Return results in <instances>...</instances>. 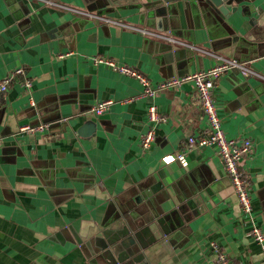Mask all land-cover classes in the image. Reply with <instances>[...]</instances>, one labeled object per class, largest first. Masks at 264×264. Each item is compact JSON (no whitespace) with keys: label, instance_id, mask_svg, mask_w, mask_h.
<instances>
[{"label":"crops","instance_id":"crops-1","mask_svg":"<svg viewBox=\"0 0 264 264\" xmlns=\"http://www.w3.org/2000/svg\"><path fill=\"white\" fill-rule=\"evenodd\" d=\"M227 3L225 15L210 0H0V84L9 80L0 93V264H218L213 242L235 261L261 263L249 233L253 224L264 233V80L232 70L215 89L226 136L254 143L242 165L248 219L213 147L166 160L188 136L209 133L195 83L148 96L138 78L94 60L126 65L155 87L219 58L264 77V0ZM151 105L166 121L150 122ZM151 126L156 141L145 150Z\"/></svg>","mask_w":264,"mask_h":264},{"label":"built area","instance_id":"built-area-1","mask_svg":"<svg viewBox=\"0 0 264 264\" xmlns=\"http://www.w3.org/2000/svg\"><path fill=\"white\" fill-rule=\"evenodd\" d=\"M78 14L90 17L97 18L105 23L114 24L121 28L138 31L144 35L159 38L172 44L188 46L192 49L200 51V49L189 46L185 42L177 40L173 36L160 34L154 31L149 30L148 28L135 27L128 25L126 23L116 21L114 19L105 18L98 14L86 13L79 10L75 11ZM97 62H106L108 65L114 67L116 70L138 78L145 88V95L155 96L159 91L172 89L179 87L186 81H193L196 86L197 98L200 109L204 112L205 116L208 119L209 124V133L204 136H188L187 141L184 142L185 151L179 153L175 157L169 156L166 158L168 162L174 160H181L186 152H190L196 148H205L213 147L217 154L220 156L223 161L225 170L231 181L233 191L237 200L241 206V209L246 218H252L253 212V201L250 191V182L245 177V174L242 170V165L251 157L254 153V143L252 140L245 139H233L228 138L223 131L222 120L219 116L217 105H216V96L215 89L217 87V80L221 75L232 71L238 70L241 75L245 78L259 77L264 80L259 73L255 70L247 67L244 62L237 61L235 59H225L219 58L220 63L215 67L207 71H201L195 74H190L184 77H176L171 80L161 83L158 87L152 86L151 81L143 74L139 73L137 70L132 69L126 65H118L114 61L104 60L99 57L94 59ZM19 71L18 73H20ZM8 81L5 80L0 84V93L6 92L8 89ZM29 85V84H28ZM111 105L110 101H105L99 103L94 111L97 115H102L105 113ZM148 117L152 124H157L162 121H166V118L161 115L158 111V108L155 105H151L148 109ZM43 127H33L29 125L21 126V132L35 133L36 131L42 130ZM156 141L155 126H151L150 129L142 137V148L148 150ZM1 142V140H0ZM249 236L257 243L263 251V259L260 264H264V233L259 226L253 224ZM213 251L217 256L218 264H245L243 262H238L229 257V255L221 249V247L213 242L212 244Z\"/></svg>","mask_w":264,"mask_h":264},{"label":"water","instance_id":"water-1","mask_svg":"<svg viewBox=\"0 0 264 264\" xmlns=\"http://www.w3.org/2000/svg\"><path fill=\"white\" fill-rule=\"evenodd\" d=\"M210 1L213 3V5L215 7L219 8V10L225 15H227L228 13H230L232 11L231 8L229 7L228 3H227L229 0H210ZM93 129H94V126L93 127L88 126V127H85L83 129V132L90 135V132ZM130 241L132 243L133 240L131 239Z\"/></svg>","mask_w":264,"mask_h":264}]
</instances>
